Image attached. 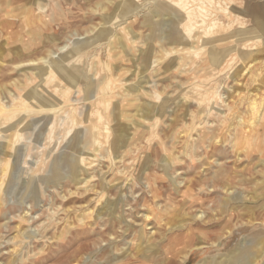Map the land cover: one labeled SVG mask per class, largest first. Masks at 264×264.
Here are the masks:
<instances>
[{"label": "rangeland", "instance_id": "1", "mask_svg": "<svg viewBox=\"0 0 264 264\" xmlns=\"http://www.w3.org/2000/svg\"><path fill=\"white\" fill-rule=\"evenodd\" d=\"M37 1L51 7L46 16L51 20L54 15V21L47 24L52 29L37 27ZM217 1L220 11L230 8V18L223 13L215 18L221 22L222 32L210 36L205 28L202 42L196 44L198 35L191 39L197 54L179 55L172 49L181 47L166 41L170 27L161 25V18L142 23L156 0H148L151 4L141 10L143 17L127 12L123 0H0V111L7 113L6 119L0 118V146L7 141L10 145L7 182L0 190L1 264H111L114 259H122L125 251L131 256L137 252L138 232L144 225V233L149 236L154 232L158 241L166 234L167 225L184 220L189 229L168 235L162 248L178 251L185 243L201 242V249L193 251L184 264H206L211 259L218 262L232 248L247 245L244 238L248 240L249 235L264 237V120H253L246 104L249 96L257 94V106L264 105V0ZM251 9L257 14L251 16ZM234 14L245 27L233 22ZM111 18L117 19L111 28L130 23L134 34L126 37L123 51L116 50L119 57L110 54L107 47L97 48L98 43H105L99 35L102 25ZM237 30L247 35L233 42L229 33ZM29 32L39 34L35 42ZM73 32L77 35L72 37ZM77 38L80 42L96 41V46L68 66L71 71L77 69L79 77L90 71L94 75L91 87L86 91L81 78L74 85L55 72L59 85L68 89L66 100L53 110L45 107L41 113H28L24 109L27 101L22 97L33 86L28 78L39 82L31 69H44L50 51L57 56L70 52ZM27 42H32L31 47ZM65 45L63 52L58 51ZM147 47L152 52L144 70L142 66L147 63H143L139 52ZM212 49H220L222 59L210 68L207 51ZM241 56L245 63L251 61V79L239 76L244 65ZM31 60L35 63L30 64ZM104 78L109 81L107 89L101 85ZM145 80L149 81L147 89L151 86L149 92H133ZM41 89L47 101L54 100L52 83L45 87L42 84ZM215 89L216 98L212 95ZM8 91L18 98L5 100ZM7 100L9 103H4ZM156 107L163 109L158 112ZM71 109L78 113L81 124L67 131L70 124L63 125V112ZM151 110L153 117L147 119L150 114L146 113ZM240 118L243 122L239 124ZM90 125L99 127L96 141L91 138L93 145L85 130ZM120 131L123 136L117 143ZM79 157L84 161L76 172L77 179L72 180L69 164ZM225 189L232 194L225 193ZM109 203L115 206L113 213L102 210ZM96 210L103 212L102 217L96 215ZM26 212L28 216L23 219ZM198 212L203 217L197 219ZM145 213L149 218L143 221ZM17 227L29 236L17 232ZM150 256L149 263L141 257L122 261L158 264L166 259V254ZM180 257L175 258L176 264H180Z\"/></svg>", "mask_w": 264, "mask_h": 264}, {"label": "bare ground", "instance_id": "2", "mask_svg": "<svg viewBox=\"0 0 264 264\" xmlns=\"http://www.w3.org/2000/svg\"><path fill=\"white\" fill-rule=\"evenodd\" d=\"M46 1V0H45ZM139 1H142V0H130V2H126L125 0H123V5H124V8L127 12L129 13H133L135 14L136 16H139V17H143V14L141 15V10H143V7L147 6L149 4L148 0H145L146 3L145 5H140V4H137V2ZM152 1V0H151ZM39 1L36 2V4H38V11L39 13L36 15V18H35V21H37L39 24H37V27H40V26H43L44 27H47V24H50L49 22L51 21H54V18L52 15L51 16V20L47 19V16H46V12H47V9H51V7H49V5L47 4V2H43V3H38ZM154 2V1H153ZM3 3V1H2ZM91 3V2H90ZM94 3V2H93ZM108 3V2H107ZM110 3V2H109ZM114 3V2H113ZM136 3V4H135ZM9 4V3H8ZM151 4V3H150ZM149 4V5H150ZM216 4H219L218 1L216 3V0H156L155 4H153L151 7H149L148 9L150 11H148V13L144 14V21L142 23H145L147 21H152L154 20V18H161V20L159 22H161V25H164V27H170V29L168 30L169 31V36H168V39H166L167 43L171 46L173 45H176L177 47H181V49L177 50L176 48L175 49H172V52H174L175 54H181L183 55L184 53H189V55H191L190 53H196V50H195V46L193 44L191 39H193L194 37H196V35L199 36V40L196 44H198L199 42H202L200 39L202 37V32L205 33V28H207V31L208 33L210 34V36H216L217 34L221 33L222 30H221V22L220 21H215V18L217 17L218 14H224L226 17L230 18V8L229 7H226L223 9V11H220L218 7H216ZM69 5V4H68ZM3 6V5H2ZM36 6V5H35ZM34 6V7H35ZM111 6V5H110ZM121 6V5H120ZM113 7V6H111ZM146 7V8H147ZM33 8V7H32ZM100 8V7H99ZM120 9V8H119ZM252 11L249 12V14L252 16V15H256V11H254L253 9H251ZM52 13L54 14L55 12V9L53 8L52 10ZM121 11V10H120ZM108 12V11H107ZM51 13V14H52ZM106 13V12H105ZM28 14V16L30 15V12L29 13H26L25 14V17L26 15ZM109 14V13H108ZM132 14V15H133ZM28 16L26 17V19H28ZM102 16V15H101ZM115 16V15H114ZM147 16V17H146ZM167 16V17H166ZM237 16L234 14V20L233 22H238L239 24H243L240 19L236 18ZM117 18V17H116ZM116 18H111L110 21H106L102 27L103 29L101 30V32L99 33L100 38H104V42L105 43H98L99 45H97V48L100 47H103V48H108V51L111 53H113V56L114 57H119L118 54H119V50H118V53H116L117 49L120 48L122 49V51L127 47L126 46V43L125 40H127V36L131 35V36H134V34L132 33V28H131V24L130 23H126L124 25V22H123V27H121V24L120 25H115V27L111 28L110 26L111 25H114L116 24L115 20H117ZM147 18V19H145ZM132 19V18H130ZM11 20V19H10ZM125 20V19H124ZM156 20V19H155ZM126 21V20H125ZM89 22V21H87ZM229 20H228V23L229 24ZM15 23V22H14ZM82 23V22H81ZM153 23V21H152ZM151 23V24H152ZM140 24V23H139ZM39 25V26H38ZM244 25V24H243ZM83 26V25H82ZM138 26V25H137ZM198 26V27H197ZM197 27V29H195ZM245 27V25H244ZM47 28H50L47 27ZM100 28V27H99ZM139 28V26H138ZM52 29V28H50ZM114 29H116L117 31V34L114 35V37L111 39V35L113 34V31ZM245 29V28H244ZM221 31V32H220ZM233 31V30H232ZM230 31V39H234L233 42H237L238 40L240 39H243V36L245 37L247 35V32L245 33L244 31H240V30H237V33L234 31L232 32ZM248 31V30H246ZM90 32V31H89ZM198 32V33H196ZM64 33V32H63ZM233 33V35H232ZM87 34V33H86ZM201 34V35H199ZM28 35H31L32 38H31V41L32 42H35V36L38 37V33L35 35L31 32L28 33ZM59 35V34H58ZM72 37L77 35L76 32H73L72 34ZM85 35V34H84ZM94 35V34H93ZM92 35V36H93ZM144 35V34H143ZM227 37V35H226ZM225 37V38H226ZM138 38V37H137ZM224 38V39H225ZM228 39V38H227ZM226 39V40H227ZM44 40V39H43ZM53 40V39H52ZM97 40H100V39H97ZM134 40V39H133ZM143 40V38H142ZM223 39L221 38L220 40L218 41H222ZM68 41V40H67ZM81 40L80 39H76L75 41V45L74 47L72 48V50L66 54H63V55H55L54 52L50 51V59L47 58L44 60V63L46 64V66L43 68H38V69H31V70H35V75L38 77V80L39 82L36 81V79L30 77L28 78L29 79V83L33 84L32 88H30V90L24 94V96H22L23 98H25V100L27 101V104L24 106L25 110L28 112V113H41L42 111L45 110V107H48L49 109L53 110L57 107H59V103L60 101H64L66 100V97L68 96V89H65V87H63L62 85H59V82L56 81V79L54 78L55 77V72L57 73H61V75L63 76V78L65 80H67L68 82H71L72 84H76V80L79 78L82 79V81L84 82V87L85 89L84 90H89V88L91 87V80H92V77L94 78V75L92 76L91 75V72L88 71V74L87 75H83L79 77L78 75V72H77V69L71 71V69H69V64H71V62H77L79 57L81 56L80 54L81 53H84L85 51H87L90 47L92 48L93 45H95V42H80ZM32 42H27L28 43V47H31L32 45ZM100 42V41H99ZM191 42V45H189V43ZM7 43V42H6ZM49 43V42H48ZM56 43V42H55ZM96 43V44H97ZM133 43V42H132ZM185 43L188 45L185 47ZM210 44H217L218 42H209ZM150 43H147V45H149ZM184 44V45H183ZM73 45V44H72ZM67 45L65 46H62L60 48H58V51L60 52H63V50H65ZM96 46V45H95ZM44 49V48H43ZM70 49V48H69ZM218 49V48H217ZM224 49V48H223ZM103 50V49H102ZM127 50V49H126ZM220 50V49H219ZM217 51V50H214L212 49V51H207L208 53V59H209V63H210V68L219 64L220 60L222 59L221 57V50L220 51ZM231 50V49H230ZM234 50V49H233ZM40 51V50H39ZM89 51V50H88ZM163 51V50H162ZM95 52V51H94ZM104 52V51H103ZM152 52V49L151 47H147L146 50H141L139 53L142 54V61L143 63H147V64H143V69L145 70L147 68V65H148V61L149 60V56ZM164 53H169L167 51L164 50ZM171 53V52H170ZM169 53V54H170ZM251 53V52H250ZM250 53H248V55H250ZM38 54V53H36ZM108 55L109 57L112 56V55ZM197 54V53H196ZM96 55V54H95ZM130 55V54H129ZM187 55V54H185ZM30 56V55H28ZM31 56H35V55H31ZM39 56V55H38ZM36 56V57H38ZM15 57V56H14ZM26 57V56H25ZM86 57V56H85ZM248 57V56H246ZM28 58V57H27ZM26 58V59H27ZM91 58V57H90ZM241 60L242 58H244V56L240 57ZM43 59V58H42ZM87 59V58H86ZM152 59V58H151ZM159 59V58H157ZM167 59V58H166ZM182 59V58H180ZM184 59V58H183ZM20 60V59H19ZM135 60V59H134ZM140 60V59H139ZM16 61V60H15ZM170 61V60H169ZM184 61V60H183ZM156 62V61H155ZM154 62V63H155ZM243 62V63H242ZM242 64L243 65V68L241 70V74H239V76H247L251 71H252V68H251V61L250 62H246L244 60H242ZM254 62V61H253ZM21 63V61H20ZM30 64H34L35 61L31 60L29 61ZM166 63V62H165ZM44 65V64H43ZM17 66V64L15 65ZM28 66V65H27ZM69 66V67H68ZM137 66V65H136ZM150 67V66H149ZM77 68V67H76ZM81 68V67H80ZM140 68V67H139ZM91 69V68H90ZM89 69V70H90ZM133 69V68H132ZM162 69V68H161ZM173 69V68H172ZM217 69V68H216ZM251 69V70H250ZM114 70V69H113ZM168 70V67L165 66L164 67V71H167ZM203 70V69H202ZM209 70V69H208ZM253 70H254V67H253ZM257 70V68H256ZM210 71V70H209ZM250 71V72H249ZM255 71V70H254ZM253 71V74L255 73ZM25 72V71H24ZM72 72V73H71ZM211 72V71H210ZM213 72V71H212ZM215 72V71H214ZM219 72V71H218ZM110 73V72H109ZM135 74V73H134ZM151 74V73H150ZM156 75V74H155ZM215 74H211V76H214ZM77 76V77H76ZM233 76V75H232ZM238 76V74H237ZM249 76V75H248ZM134 77V76H133ZM132 77V78H133ZM242 77V78H243ZM257 77V76H256ZM255 77V78H256ZM131 78V79H132ZM248 78H252V75L250 74V76ZM254 78V79H255ZM106 79L104 78L102 80V86L107 89L108 88V82L105 81ZM235 80V78L233 79ZM245 80V79H244ZM129 81V80H128ZM262 81V80H261ZM63 82V81H62ZM127 82V81H125ZM176 82V81H175ZM235 82V81H234ZM49 83L51 84L52 83V86H53V94H55V97H54V100H50V101H47L46 97L44 96L43 94V91L41 89V85L44 84V87L47 86V84L49 85ZM64 83V82H63ZM237 83V82H236ZM242 83V82H240ZM253 83H255L253 81ZM257 83V81H256ZM132 84V83H131ZM66 85V84H65ZM73 85V86H74ZM134 85V84H133ZM136 85V84H135ZM147 85H149V81H143L142 83H139L138 85V88L133 89V92H139L140 90H143L144 92L148 93L149 92V89L151 88V86H149V88L147 89ZM180 85V84H179ZM237 85V84H236ZM252 85V84H251ZM255 87H256V84H254ZM253 85V87H254ZM206 86V85H205ZM245 87V85H242ZM258 86V85H257ZM25 87V85H23V88ZM156 87V86H155ZM262 87H264V80L262 82ZM173 88V87H172ZM186 90V89H185ZM256 92H260V90L258 88L255 89ZM191 92V91H190ZM205 92V91H204ZM263 92L264 94V91H261ZM203 93V92H202ZM229 93V91H228ZM193 94V93H192ZM215 94H217V89L214 90L213 92V96H215ZM179 94H177L178 96ZM257 94H255L254 96H249V101H246L248 103V107H249V110H250V117L251 115H253L254 117H252L253 120H256L257 123H260L264 120V105L261 106H257V103H256V97ZM128 97H131V95L127 94ZM168 96V95H167ZM166 96V97H167ZM182 96V94H181ZM187 96V95H186ZM195 96V95H194ZM223 96V95H222ZM233 96V95H231ZM9 97L15 99V98H18L15 93H13L12 91H8L7 92V96H5V100L6 99H9ZM136 95H134V97H132L133 99H135ZM142 97V96H141ZM169 97V96H168ZM176 97V96H175ZM1 98V97H0ZM10 98V99H11ZM46 98V99H45ZM139 98V97H138ZM201 98V97H200ZM216 98V96H215ZM228 98V97H227ZM227 98H224L227 99ZM259 98V97H258ZM169 99V98H168ZM173 99V98H172ZM171 99V100H172ZM137 100V99H136ZM244 100V99H243ZM240 99V101H243ZM1 102L3 101L2 99L0 100ZM29 101V102H28ZM31 101H35L36 104H34L33 102ZM185 101V100H184ZM231 101V100H230ZM260 101V100H259ZM24 102V101H23ZM183 102V101H182ZM186 102V101H185ZM196 102V101H195ZM4 103H9V101H4ZM154 103V102H153ZM198 103V102H197ZM242 103V102H241ZM262 103V102H260ZM259 103V104H260ZM38 104V105H37ZM184 104V103H183ZM236 104V103H235ZM264 104V103H263ZM3 105V104H2ZM149 106L153 105L152 103H148ZM261 105V104H260ZM140 106V105H139ZM158 106V105H157ZM242 106V105H241ZM171 107V106H170ZM180 107V106H179ZM47 108V109H48ZM140 108V107H139ZM169 108V107H168ZM201 108V107H200ZM239 108H241L239 106ZM60 109V108H59ZM138 109V108H137ZM155 110H157L158 112H160L161 109H163L162 107H156L154 108ZM73 110V111H72ZM154 110V111H155ZM245 110H248L247 107ZM4 111V110H3ZM210 111V110H209ZM1 112V111H0ZM134 113V112H133ZM7 113H3L1 112L0 113V118L3 119L4 116L6 115ZM87 114V112H86ZM147 115L150 114V118H147V119H151L153 117V115L151 116V114H153L152 110L151 111H148V113H146ZM248 114V113H247ZM52 115V114H51ZM63 115H65L62 119L63 120V125L64 124H70L67 131L70 130V128L72 127H75V126H78L79 124H81L80 122V119H78V113H76V111L74 109H71L70 111L68 112H63ZM84 115V114H82ZM233 115V113H232ZM249 115V114H248ZM47 116V115H46ZM124 116V115H123ZM158 116V115H157ZM164 116V115H163ZM112 117V116H110ZM135 117V116H134ZM155 117V116H154ZM196 117V116H195ZM159 118V117H158ZM232 117H230V120H231ZM6 119V118H4ZM196 119V118H195ZM250 120V119H249ZM113 121V120H112ZM133 121V120H132ZM243 120L242 118L239 119V124L242 123ZM254 122V121H253ZM256 122H254L256 124ZM14 123V122H13ZM12 123V124H13ZM20 123V122H19ZM248 123V122H247ZM250 123H251V120H250ZM18 124V123H17ZM139 124V123H138ZM196 124V123H195ZM249 124V123H248ZM253 124V123H252ZM248 126V125H246ZM250 126V124H249ZM106 127V126H105ZM192 127V126H191ZM252 127V126H251ZM249 127V128H251ZM248 128V130H249ZM216 129V128H214ZM213 129V130H214ZM231 129V128H230ZM247 129V128H246ZM13 130V129H12ZM85 130L88 132V136H89V139H90V143L93 145V142L91 141V138H94V142L96 141V137L98 135V130H99V127L98 126H94V125H90L88 127L85 128ZM252 130V129H251ZM103 131V130H102ZM131 131V130H130ZM130 131L128 133H130ZM190 131V130H189ZM245 131V130H244ZM189 133V132H188ZM261 134V133H260ZM120 135L123 136V132L120 131L119 133V137L117 138V143H120L119 142V138H120ZM132 135V134H131ZM183 135V134H181ZM227 135V134H226ZM14 136V135H13ZM182 137V136H180ZM8 138H12V135L9 134ZM129 139V138H128ZM221 140V139H220ZM219 140V141H220ZM112 141V140H111ZM195 142V141H194ZM215 142V141H214ZM213 142V144H214ZM128 143V142H127ZM191 143V142H190ZM97 144V143H95ZM7 145V146H6ZM6 145L4 144L3 146H0V154L2 156V158L0 159V190L2 189V186L5 182H7V177H8V173H9V162H8V158L10 157V154L8 152L9 150V143L8 141L6 142ZM217 145V144H216ZM111 146V144H110ZM145 146V145H144ZM93 148V147H92ZM126 148V147H125ZM124 150V149H123ZM136 150V149H135ZM156 150V149H155ZM53 151V150H52ZM83 152V151H82ZM95 152V151H94ZM215 152V151H214ZM134 153V152H133ZM146 153V152H145ZM83 154V153H82ZM141 154V153H140ZM237 154V153H236ZM133 155V154H132ZM135 155V154H134ZM221 155V154H220ZM219 155V156H220ZM239 155V154H238ZM237 155V156H238ZM82 156V155H80ZM84 156V155H83ZM91 157H95L93 154L90 153ZM143 156V155H142ZM141 156V157H142ZM145 156V155H144ZM140 157V158H141ZM156 157V155H155ZM213 157V155H212ZM223 157V156H222ZM220 157V159L222 158ZM119 158V157H118ZM139 158V159H140ZM144 158V157H143ZM219 158V157H218ZM236 158V157H235ZM135 159V158H134ZM133 159V160H134ZM73 160V159H72ZM115 160V159H114ZM117 160V159H116ZM216 160V159H215ZM83 161L84 159H82L81 157L79 158H76L74 159L73 163L69 164V168H70V171H71V177H72V180H75L77 179V175H76V172L78 170H80V164H83ZM235 162V161H234ZM152 165V163H151ZM160 166V165H159ZM162 166V165H161ZM160 166V167H161ZM221 167V166H220ZM139 168V167H138ZM150 168V167H149ZM149 171V170H148ZM263 172V171H262ZM90 173V172H88ZM93 173V172H92ZM95 173V172H94ZM100 173V172H99ZM261 173V172H260ZM137 174V173H136ZM135 174V175H136ZM90 176V175H89ZM106 176V175H105ZM83 176H81L82 178ZM100 177V175H99ZM136 177V176H135ZM103 178V177H102ZM211 180V178H209ZM10 180V178H9ZM81 180V182L84 181V179H78V181ZM106 181L107 183V180H104ZM130 183V182H129ZM121 184V183H120ZM104 185V184H103ZM180 185V184H179ZM182 185V183H181ZM212 185V184H211ZM148 186V185H147ZM63 187V186H62ZM99 187V186H98ZM109 187V186H108ZM117 187V186H116ZM235 187V186H234ZM67 188V187H66ZM105 188V187H104ZM119 188V187H118ZM5 189V188H4ZM70 189V188H69ZM103 189V188H102ZM230 189H225V193L231 195L232 193L229 192ZM102 191V190H101ZM105 191V189H104ZM240 191V190H239ZM242 191V190H241ZM62 192V191H60ZM108 192V191H107ZM110 192V191H109ZM123 192V191H122ZM75 193V192H74ZM111 193V192H110ZM224 193V194H225ZM61 194V193H60ZM223 194V192H222ZM243 193H241L242 195ZM246 194V193H245ZM99 195V194H98ZM108 195V193H107ZM124 195V194H123ZM252 195V194H251ZM257 195V194H256ZM259 195V194H258ZM61 196V195H60ZM63 196V195H62ZM61 196V197H62ZM110 196V194L108 195ZM220 196V195H219ZM252 197V196H251ZM65 198V197H64ZM223 198V197H222ZM62 199V198H61ZM112 199V198H111ZM115 199V198H114ZM133 199V198H132ZM105 200V199H104ZM248 200V199H247ZM106 201V200H105ZM238 201V200H237ZM245 201V200H244ZM251 201V200H250ZM253 201V200H252ZM68 202V201H67ZM70 202V201H69ZM247 202V201H245ZM244 202V203H245ZM238 203V202H236ZM234 203V204H236ZM240 203V202H239ZM159 204V203H157ZM221 204V203H220ZM242 204V202H241ZM256 204V203H254ZM67 205V204H66ZM99 205V204H98ZM120 205V203H119ZM252 205V204H251ZM58 207V206H57ZM114 204H105V207L102 209L106 212H109V213H113L111 211H114ZM124 207V206H123ZM99 208V206H98ZM120 207H118V210H119ZM65 209V208H64ZM131 209V208H130ZM133 209V208H132ZM131 209V210H132ZM183 209V208H182ZM238 209V208H237ZM3 211V210H2ZM85 211V210H84ZM89 211V209H88ZM233 211V210H232ZM79 212V211H78ZM97 212V210H96ZM124 212V211H123ZM203 212V211H202ZM202 212H198L199 214H196L195 217L198 219V218H201L203 217L202 216ZM230 212V211H229ZM75 213V212H74ZM2 214V213H0ZM6 214V213H5ZM65 214V213H64ZM83 214V213H82ZM91 214V213H90ZM102 214L103 212L98 211L96 213V215L98 217H102ZM106 214V213H105ZM119 214V213H118ZM139 214V213H138ZM214 214V213H213ZM219 214V213H218ZM120 215V214H119ZM143 215V218L144 220L143 221H146L148 220L149 218V214H142ZM28 216L27 215V212L22 215L23 219ZM76 216V215H75ZM81 216V215H79ZM104 216V215H103ZM107 216V215H106ZM115 216H117L115 214ZM139 216V215H138ZM141 216V215H140ZM210 216V215H209ZM129 217V216H128ZM171 217V216H170ZM194 217V216H193ZM207 217V216H206ZM261 217V216H260ZM21 218V217H20ZM95 218V217H94ZM216 218V217H214ZM129 219V218H128ZM8 220V219H7ZM127 220V219H126ZM81 221V219H80ZM96 221V220H95ZM114 221V220H113ZM222 221V220H221ZM239 221V220H238ZM237 221V222H238ZM6 222V221H5ZM94 222V221H93ZM111 222V221H110ZM138 222V221H137ZM241 222V221H240ZM121 223V222H119ZM125 223V222H124ZM162 223H164L162 221ZM161 223V224H162ZM166 223V222H165ZM242 223V222H241ZM248 223V222H247ZM258 223V221H257ZM143 224V223H142ZM243 224H245L243 222ZM256 224V223H255ZM260 224V223H259ZM4 225V223H3ZM120 225V224H119ZM166 225V224H165ZM222 225V224H221ZM2 226V225H1ZM5 226V225H4ZM18 226V224H17ZM89 226V224H88ZM92 226V225H91ZM111 226V225H110ZM109 226V227H110ZM115 226V225H114ZM117 226V225H116ZM115 226V227H116ZM157 225H155L156 227ZM16 227V226H15ZM146 226L144 225V227H142L139 232H138V238L136 240V243L137 244V252H133V256H131V252L128 253V251H125L122 259H114L113 261H111V264H123V261L124 258H130V257H133L134 259L138 258V257H141L142 260L146 261L147 263L149 262H152V258H151V254H156L158 256H163L166 254V259H163L161 260L160 262H158V264H176L175 263V258L177 256H181L180 259V264H184L190 254L195 251V250H198V249H201V242L200 243H185V245L183 246L182 249H179L178 251H172L170 249H165V251H163V244H164V240L167 241V238H168V235H171V234H175L177 232H182L183 230H187L189 229V226L187 225L186 223V220L184 221H181V222H178V223H175V224H170V225H167V231H166V234L163 235L161 238L162 239H159L158 241H156V239L154 238V232H150L149 233V236H147V234L144 233V228ZM197 227V226H196ZM210 227V226H209ZM3 228V227H2ZM18 228V227H17ZM149 228V227H148ZM218 228V226H217ZM5 229V227H4ZM19 229V228H18ZM111 229V228H110ZM117 229V228H115ZM114 229V230H115ZM166 229V228H165ZM209 229V228H208ZM252 229V228H251ZM30 230V228H29ZM138 230V229H137ZM203 230V229H202ZM14 231V230H13ZM17 231V230H16ZM26 230H21V228L17 231L19 232L20 234L22 235H25L26 237L29 236V232L27 234V232H25ZM28 231V230H27ZM109 231V230H108ZM119 231V230H118ZM123 232V231H121ZM18 233V234H19ZM17 234V233H15ZM137 234V233H136ZM126 235V234H125ZM16 236V235H14ZM39 236V235H38ZM13 237V236H12ZM23 238V237H22ZM25 238V237H24ZM34 239V238H33ZM110 239V237H109ZM113 239V237H112ZM118 239V238H117ZM120 239V238H119ZM32 240V239H31ZM198 240V239H197ZM12 241V239H11ZM244 241L245 242H248L247 245H243V247L241 245H239L238 247H234L232 248V250L228 251L227 255H223L220 257L219 261L218 262H215L217 260H213L211 259L210 262L206 263V264H264V237H258L256 234H252V235H249V239H245L244 238ZM220 243V241H219ZM218 243V244H219ZM144 244V247H142V245ZM125 245V244H124ZM220 245V244H219ZM2 246V245H0ZM140 247H142L143 249L140 250ZM10 249V248H9ZM135 249V247H134ZM13 250V249H11ZM160 251V252H159ZM10 252V251H9ZM12 252V251H11ZM10 252V253H11ZM6 253V252H5ZM4 253V254H5ZM13 253H16V251L13 250ZM12 253V255H13ZM101 253V252H100ZM127 253V254H126ZM135 253V254H134ZM11 255V256H12ZM16 256V255H15ZM83 256V255H82ZM216 256V255H215ZM17 257V256H16ZM11 258V257H10ZM74 258V257H73ZM2 259V258H1ZM11 260V259H10ZM79 260V258L77 259V261ZM75 261V262H77ZM2 262V261H1ZM78 263V262H77ZM1 264V263H0ZM202 264H205V261L202 262Z\"/></svg>", "mask_w": 264, "mask_h": 264}]
</instances>
